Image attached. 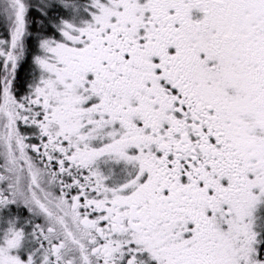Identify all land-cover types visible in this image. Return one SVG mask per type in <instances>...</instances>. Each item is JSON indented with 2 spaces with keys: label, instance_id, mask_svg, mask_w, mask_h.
I'll list each match as a JSON object with an SVG mask.
<instances>
[{
  "label": "snow or ice",
  "instance_id": "snow-or-ice-1",
  "mask_svg": "<svg viewBox=\"0 0 264 264\" xmlns=\"http://www.w3.org/2000/svg\"><path fill=\"white\" fill-rule=\"evenodd\" d=\"M0 264H264V0H0Z\"/></svg>",
  "mask_w": 264,
  "mask_h": 264
}]
</instances>
